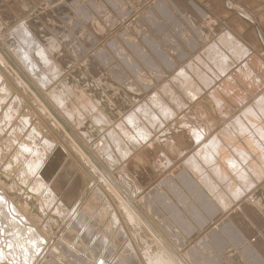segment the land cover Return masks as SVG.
Returning <instances> with one entry per match:
<instances>
[{
	"label": "rangeland",
	"instance_id": "rangeland-1",
	"mask_svg": "<svg viewBox=\"0 0 264 264\" xmlns=\"http://www.w3.org/2000/svg\"><path fill=\"white\" fill-rule=\"evenodd\" d=\"M80 1L91 2L94 0ZM167 2L168 5H164L163 1L161 3H154V0H139L138 10H135L132 18H122L120 20L119 25L121 24L123 26L120 28L119 33L117 32V37H108L107 44L104 42L101 43L99 39L98 41H92L89 49H87L90 52L89 57L77 58L72 61L73 65L69 60L68 65H66V63L60 64L62 68H58L55 65V57L47 54L48 52H46L45 48L41 46V43L39 44L34 37H32V39H34L35 44L41 48L40 52L49 55L48 60L45 59L42 62L37 56L35 58L32 56L29 57L28 54L32 51L35 53L37 52V47L27 42L30 44L29 46L22 41L21 37H16L17 30L12 34V32H9L10 27L0 29V92L2 91L0 93V196L23 207V210L20 211L26 215L29 214L34 226L43 229L46 225L48 229H51L46 236V239L50 241L45 251H43L44 253L42 252L43 254L40 250L39 254L37 253L31 257V261H28L30 257L27 260L26 256L19 258L16 256L17 254L14 255L16 256L14 258L12 255L13 252L7 249L8 247L6 246L9 238V232L6 231V227L8 225V220L10 222L12 219L5 217L6 213H8L6 216L10 217L9 212L4 206H0V213L3 215L0 214V227L3 228H0V264H19L20 261V264H36L40 256L44 259L51 258L53 255L51 253L52 245H61L59 242H63L64 235L68 231L67 226L70 222L69 218L63 219L56 217L58 211H65L68 208L73 209V211L79 210L80 212L84 209L88 210L91 205L89 202L92 198L91 194L93 195L96 189H99V191L104 194L109 205V210L103 209L99 202L93 206L92 210L85 212L84 217L87 220V215L90 214V211H94V216L96 214H98V216L104 215L103 227L105 226L107 228V232L105 235V233L101 231L98 233L97 237L104 234L101 245L104 246L108 241V245L111 244L110 248H115H112L113 250L110 249L109 254V251L103 252L101 255L102 258H104L108 264H115L120 257L124 256L125 252H128L126 246L128 242H131L136 263L144 264L142 259L143 251L149 247L152 252L155 246L151 237L146 233L147 231L145 228L144 230L146 232L141 230L145 233L144 235L149 237V244H147L146 247H138L135 240L132 239V233H134L135 230L131 229L130 231V227L127 223L130 222L134 224L136 219H133L127 214L129 219L127 223H125L126 220L124 217L126 214L121 212L124 207L128 210L131 208L127 201L128 199L126 200L127 195L134 197L135 202H139L138 200L143 197L144 204L147 205V199H151L153 195L190 194V191L181 182L182 178H180L183 174L184 177H191L184 165L189 159H194L195 164H199V159H203L204 154H202V152L204 150H202V152L198 151V147L202 148L209 140L213 141V139H216L218 142L214 145L219 146V151H221V147L223 148L217 163L225 173L224 160L226 158H236L237 156L230 148L233 147V145L234 148L244 150L246 156L252 157L253 160L251 157L250 159L253 161V166L262 163L259 157H264V152L260 151H264V149H261V147L264 148V141L260 140L256 134H251L248 129L243 128L240 123L245 121V124L249 125V122L253 123L255 121L253 124L257 127L256 129L259 128L257 126L259 123L260 128L264 130V120L256 121L251 119L248 115L243 116V113L248 108H253L256 111H264V46L260 44L262 46L261 50L259 46H257L260 37H245V34L253 33L255 35L257 33V26L254 25L250 27L244 25L243 33L235 37L248 50V57L246 60L235 62L236 64L233 65V69L231 68L229 70L228 75L216 81L215 86L211 89L214 93L217 90L219 91L217 96L224 101L222 111L217 110L216 106L211 102L208 96L211 90L206 89L204 95L201 94L198 96L199 98L197 97L198 99L194 98V100H191L188 99V95L180 94L181 92L177 85L168 84L170 89L172 88V92H176L174 93L175 96L178 95V99L183 101V108L181 111L176 110L178 107L169 103V98L167 99L168 96L166 97L161 94L160 99H162L173 111L175 109L174 113L178 115V119L173 123L164 122V124L160 125L159 129L155 128L156 130L152 129V131L150 130L151 128L148 127L149 123L146 121L144 126L150 128L149 130L152 133L151 136H148L149 138L147 137L146 139L140 135V132L136 131L135 133L133 128H124L125 124L127 125V115L138 109V106L143 104V102H147V98L151 96L153 92L158 93V91L175 76L174 73L177 70L185 68L188 64L202 70L203 67H200L202 65L198 64L196 57H199L205 65H210L212 58L210 59L204 56V53L211 43L218 44V39L225 31H233L235 24L233 26L232 22L237 21L241 26L243 25V23L239 21L235 8L231 10L228 9L225 0H167ZM179 9L181 10L179 11ZM178 12L180 14L187 12L195 21V25L193 24L191 26L188 21H184L185 19L181 17V21L187 23L186 31L190 34L189 39L192 40L186 45L187 50L176 48L178 44L174 37L177 36L176 29L178 26L175 25V23H178V17L181 16ZM200 13L205 17L213 14L216 18H211L216 19L219 26L216 28L208 26L206 24V18H203ZM176 14H178V17ZM131 19L135 20L132 23L134 25L132 26L134 33L136 35L141 34L142 37H131L127 33L129 24L132 22ZM148 28L151 30L147 31L146 29ZM168 28H170L171 31ZM136 29H141V31L137 32ZM149 33L152 35L154 33V36L169 33L170 38L166 37V42L175 49H172V51L176 52V54L180 53V57L175 58L172 56L175 66L170 67V70H172L170 74H166L164 81L154 85V87L151 85V88L149 87L144 90L141 87L143 83L140 81V77L143 74H139V81L134 80V83H138L140 86L138 89L135 88L140 93L134 95L128 92L130 87H135L130 79H127V82L120 81L118 83L122 84L120 87H118L116 83H114L115 85L113 84L117 79V74L114 73L117 68L114 66L116 63V55L118 60L121 61L124 60V57H127L128 51H141L142 46H146L143 37L147 36ZM13 37H15L16 40L12 39ZM121 37L124 40L119 43ZM206 37H208V39ZM134 38H138V42L132 43L131 40H135ZM42 41L48 42V37ZM12 49L15 50V53L27 54L25 59H20L23 64L19 61V58H17ZM154 54L156 58H160V54H163V51L159 49L156 50ZM100 60H102V62ZM54 66H56L59 73L54 69ZM142 66L147 68L145 64H142ZM147 69L150 70L149 68ZM166 69L167 66L165 67V70ZM196 72V68L187 71L190 79L192 78L196 85H201L195 78ZM248 73L251 75L250 81L245 78ZM194 82H192V84H194ZM111 86L113 88H111ZM69 87H75L77 92H71L72 94L69 93ZM232 90H234L235 93L230 94ZM246 91H249L254 97L248 95ZM56 92L66 96L64 104H56L50 99V96ZM79 92L84 95L83 98L87 101H81L84 106L80 104V101L78 103L76 102L78 101L77 97H81ZM70 94L71 97L68 98ZM224 94H226V96H224ZM86 104L90 105L92 110L88 114H82L81 108H84ZM94 109L95 111H93ZM221 113H224V116L221 115ZM74 114L77 115L76 118ZM4 116L6 118H4ZM20 119H28L29 125L23 132L22 130L14 132L12 129L15 124L18 126ZM121 123H123V130L121 129ZM194 127L201 128L209 134L207 135L205 143H199L197 145L193 142L191 143L189 138L191 134L190 129ZM33 128L37 130V132H40L42 137L40 138L39 136L40 139H37L38 141L35 145H33L28 138L30 133H27L31 132ZM128 129L129 132L127 131ZM195 130L197 131V129ZM112 132L113 136H111ZM140 137L141 140L138 139ZM128 138L131 140H128ZM27 139L32 145V148H36V151L43 155L42 162L39 163L38 167H35V170H29L27 165L30 164L35 166L33 162L36 161V158L30 155L32 153L25 154L20 147L23 146L22 144L29 145ZM45 141L53 143L54 146L45 147ZM149 144H151V146H148ZM103 145L104 148L106 146H108V148H113L115 145L117 148L124 150L125 154H127L124 160L125 162L118 161L113 167V170H111L112 168L108 165L103 151L97 153L95 150V147H97V149L102 148L103 150ZM255 150L256 152L258 150L256 154ZM179 153L181 155H179ZM116 155L118 156L117 153ZM53 160L57 163L56 165H52ZM256 160L259 162L257 163ZM67 165L70 166L68 168L69 172L65 173V167ZM185 166L188 168L187 165ZM190 168L193 174L190 173L194 175V177L213 192L215 191L209 179L207 180L209 183H207L194 172L191 166ZM201 169L206 176L208 174L212 178L213 182H218L217 178H219L220 175L214 179L210 169H206V166H201ZM44 171H48L49 175H45ZM75 176L83 178L77 195H73L75 192L74 189L77 188L73 186L76 178L74 181L72 180L70 182H63L62 180L64 177L74 178ZM230 179L228 180L230 181ZM60 180L62 181L60 182ZM104 181L117 193L119 198L115 197L111 191L105 189V186H108ZM192 181L196 183V180L193 178ZM232 182L233 179H231L229 183L231 184ZM217 185L220 191H223L224 185L220 182L217 183ZM262 185H264V182L257 190ZM197 187L206 195L198 184ZM84 190L86 191L82 195ZM72 196L75 197L72 198ZM113 198H116L117 201L115 202ZM122 198H124V201ZM246 199H249V197H246ZM77 204H79V208L76 206ZM230 204L233 205L234 203L231 202ZM151 205V208L155 209V211L160 210L159 207L155 206L158 205L157 203H155L154 207L152 203ZM138 207L142 210L143 218L153 223L152 225H154L158 231L163 229L159 225V222L157 223L153 219L150 213L147 214L145 212L146 207H143V210L140 203ZM103 210H105L106 213L109 212L112 214L111 219L104 214ZM41 211H44V214H40L39 212ZM114 211L119 220L115 216ZM36 214L39 219H35L37 224L34 220ZM123 215L125 216L123 217ZM156 215L159 216L160 213ZM89 219L91 220V218ZM56 222H58V224L53 226ZM109 224L110 226L118 225L115 227H121V229L123 227L128 237L126 236L125 239H121V237L117 235L119 230L113 229ZM2 236L4 237L3 239ZM4 239L7 241L4 242ZM2 241L4 243H2ZM68 245L70 246L71 244L67 243V246ZM3 246L5 247L4 250H2L4 248ZM9 254L10 258L12 257L14 261L10 258V260L6 258V255ZM82 255L93 262L95 260L87 254ZM5 258L7 260L4 262L2 259ZM18 258L20 260H18ZM2 261L3 263H1ZM150 262L151 259H149V263Z\"/></svg>",
	"mask_w": 264,
	"mask_h": 264
},
{
	"label": "crops",
	"instance_id": "crops-1",
	"mask_svg": "<svg viewBox=\"0 0 264 264\" xmlns=\"http://www.w3.org/2000/svg\"><path fill=\"white\" fill-rule=\"evenodd\" d=\"M162 1L164 5H168L167 0H154V3H161ZM138 3L139 0H94L91 2L80 0H0V29L10 27L9 32L13 34L16 29L23 27L29 32L30 37H34L39 44L41 43L40 45L48 52L47 54L55 57V65L58 68H62L60 64L66 63L68 65L69 60L72 63L77 58L89 57L90 52L87 49H89L92 41H98L99 39L101 43L104 42L107 44L108 37H117V32L119 33L120 28L123 26L121 24L119 25L120 20L122 18H132L135 10H138ZM225 4L230 10L235 8L239 21L243 25L241 26L237 21L232 22L233 26L235 24L233 31H225L221 36L230 33L235 38L237 35L243 33L244 25H248L249 27L252 25L257 26V33L255 35L253 33L245 34V37H260L257 46L261 50V45L264 46V0H225ZM200 14L203 18L205 17L202 13ZM180 15L178 17V14H176L179 20L177 24L175 23L178 27L176 29L177 36L174 38L178 44L176 48L187 50L186 45L190 43L191 39H189L190 34L186 31L187 23L182 22L181 17L185 19L184 21H188L191 26L195 21L187 12ZM209 16L205 17L206 24L214 28L219 26L216 19H212L215 16L213 14ZM134 21L132 20L129 24L127 33L131 37H142L141 34L136 35L134 33L132 27L134 26L132 24ZM168 29L171 31L170 28ZM146 30L149 31L151 29L148 28ZM136 31L140 32L141 29H136ZM47 37L48 42L42 41ZM166 37L170 38V34L163 33L154 36V33L153 35L149 33L143 37L146 46L144 47L143 45L141 51H128L127 57H124V60L121 61L118 60L116 55V63L114 66L117 68L114 73L117 74V79L113 84H118L120 81L127 82V79H130L135 87H130L128 92L138 95L140 92L135 88L138 89L140 86L138 83H134V80L139 81V74H143L140 77V81L143 83H141V87L144 90L149 87L151 88V85L154 87V85L162 83L166 74H170L172 71L170 67L175 66L172 60L174 59L173 57H180V53L176 54V52L172 51V49H175L166 42ZM206 38L208 39V37ZM134 39L131 40L132 43L138 42L139 40L138 38ZM122 40L124 39L121 37L119 43ZM236 41L240 43L237 39ZM159 49L163 51V54H160V58H156L154 52ZM244 49L248 51L246 48ZM100 61L102 62V60ZM142 64H145L150 70L142 66ZM56 66H54V69L59 73ZM166 66L167 69L165 70ZM252 75L254 76L253 73ZM245 78L250 81V73ZM120 85L122 84H118V87ZM111 88L113 87L111 86ZM212 88L213 86L207 89L211 90ZM204 91H206V88L203 89L202 95L205 94ZM246 92H248V95H252L249 91ZM233 93H235L234 90L230 92V94ZM217 94H219L218 90L215 93L214 91L209 93L213 98H216V102L212 101L213 105L216 106L219 103L224 107V101L219 99ZM251 97H254V95ZM216 109L219 110L217 106ZM222 115L224 116V114ZM200 148L198 147V151L202 152L204 150L206 152L204 147ZM220 150L218 151L219 154L215 153V157L210 155V152L206 154L203 151V159H199V161L201 164H207L206 169H210L214 179L220 175L217 178V183L220 182L224 185L223 191H220L217 183L213 182L212 178L207 174L209 182L215 188L213 192L194 177L184 165L190 176L196 180L195 183L189 176L184 177V174L180 176L182 178L181 182L190 191V194L153 195L151 199H147V205L144 204L143 197L138 200L139 202H135L134 197L127 195L126 200L128 199L127 201L131 208L128 210L124 207L125 209L123 208L121 212L126 214V216L123 215V217L125 216V223L129 219L128 215L130 217L133 215L134 219H136L134 224L127 223L130 231L131 229L135 230L132 233V239L135 240L138 247H146L149 244V237L144 235V232L147 231L146 233L151 237L155 246L152 252L149 247L143 251L142 259L144 264H150V258H157V264H264V185L257 190L262 182H264V178L259 182H246L243 180V177L240 178L235 173H232L236 171V166L234 165L233 169H230L226 163L227 158L224 160L225 173L217 163V159L221 156L222 148ZM230 178L233 179L231 184L229 183L231 181ZM197 184L206 195L199 190ZM250 195L252 196V202L246 200V197ZM113 199L115 202L117 201L116 198ZM122 200L124 201V198ZM231 202L234 204L231 205ZM139 203L142 208L146 207L145 212L147 214L150 213L153 219L157 223L159 222V225L163 228L162 230L158 231L152 225L153 223L143 218L142 210L138 207ZM151 203L153 207L157 203L158 205L155 206L159 207L160 210L155 211V209L151 208ZM79 213L80 211H77L75 215L68 217L70 218V222L67 226L68 231L63 238L64 243L59 242L61 245H52V247H56L59 254L56 256L53 254L51 258L46 259L40 257L36 264H40L42 260L41 264H97V260L104 259L101 256L103 252L109 251L108 254L110 253L111 244L108 245V241L104 246H97V244L94 248L93 242L91 241L92 238L90 239V236H88V226L89 224L92 225L93 222L96 225H93L92 229L98 226L94 230L93 237L97 236L101 231L105 235L107 232V228L105 226L103 227L104 215L98 216L96 214L94 216V211H90V214L87 215L88 219L85 223L87 225L76 229L79 230L78 232L75 231L74 242L66 240L65 237ZM159 213V216L156 215ZM106 216L111 219L112 214L108 212ZM115 216L118 218L116 213ZM56 217L61 218L62 216L57 215ZM89 218H94V220L91 219L90 221ZM35 219L39 220L37 214L34 216ZM35 223L37 224L36 220ZM57 224L58 222L54 223L53 226ZM118 225L111 226L113 229L119 230L117 235L121 239H125L128 235L123 230V227L122 229L121 227H115ZM50 230L45 225L41 229V232L47 235ZM103 235L101 234L100 236L103 237ZM81 238L85 240L84 245L82 244L83 247L75 248L76 241ZM67 243L71 244V246H67ZM97 247L100 248L98 255L92 252ZM126 248L128 252H125L124 256L120 257L116 264H138L135 261L136 258L131 242L127 243ZM82 254H87L89 257H92L91 255L93 254L92 258L95 259L94 262Z\"/></svg>",
	"mask_w": 264,
	"mask_h": 264
},
{
	"label": "bare ground",
	"instance_id": "bare-ground-1",
	"mask_svg": "<svg viewBox=\"0 0 264 264\" xmlns=\"http://www.w3.org/2000/svg\"><path fill=\"white\" fill-rule=\"evenodd\" d=\"M21 26V25H20ZM17 30V33H16V37H21L22 41L27 43L29 42L30 44H33L35 47H37V52H33L32 49H31V53L28 54V56H32L33 58H35L36 56L39 58L40 61H44L45 59L48 60L49 57L47 54H43L40 52V47L35 44V40L32 39V37H30V34L28 31H26L23 27H20ZM12 39L16 40L15 37H13ZM217 42V41H216ZM27 43L29 46L30 44ZM23 49L24 47L21 46ZM245 47H243L240 43H238L236 41V39L234 38V36L230 33H227V34H224L223 36H221L219 39H218V44H212L209 45V47L207 48L206 52L204 53V56L208 57V58H212V62L210 65H205L203 61H201V59H199V57L197 58L196 57V61L198 62V64H201L202 66L200 67H203V69L199 70L196 66L195 67H192L191 64H188L185 68H182L180 69L177 74L175 75V77H173L168 83H166L160 91L155 92L154 94H152L147 102H143V104L139 105L138 106V109H136L134 112L130 113L129 115H127L126 117V123L127 125L125 124L124 128L127 129L126 127L128 128H133L135 130V133L136 131L140 132L145 139L148 137V136H151V131L152 129H159L160 128V125L161 124H164L165 123H173L175 122L177 119H178V115L174 113V111L168 107L167 104L164 103V101L162 99H160L161 97V94L164 95V96H168L167 99L169 98V103L170 104H173L175 107H178L176 108V110L178 111H181V109L183 108V101L181 99H178L179 97L175 96L174 93L176 92H172V88L170 89V86L168 84H171V85H174L178 87V89L180 90V94H185L186 96L188 95L189 98L188 99H193L194 98H197L199 95L202 94V91L204 88H211L212 86H215V82L218 81L221 77H225L226 75H228V71L233 67L234 64H236L235 62H240V61H243L246 57H247V51L244 49ZM39 49V50H38ZM51 49V47H50ZM13 52L15 53V50L12 49ZM26 50V49H24ZM27 51V50H26ZM24 51V52H26ZM17 58H19V61H21L20 59L21 58H26L27 54H19V53H15ZM34 54V55H32ZM32 61V60H31ZM22 62V61H21ZM34 62V61H33ZM4 63V62H3ZM23 64V62H22ZM6 65V64H5ZM199 66V65H198ZM210 66V67H209ZM4 67V66H3ZM192 67V68H191ZM238 67V66H237ZM196 68L197 72L195 74V78L196 80L201 84V85H196L195 82L193 81V79L191 78L190 79V76L189 74L187 73V71H191L192 69ZM233 69V68H232ZM1 74V73H0ZM3 76V75H2ZM251 76V75H250ZM249 77V76H247ZM230 78V77H229ZM232 78V77H231ZM16 81V80H15ZM257 81V80H256ZM20 82V81H19ZM192 82H194V84H192ZM5 83V82H4ZM21 84V83H20ZM187 86H186V85ZM173 86V87H174ZM2 87V86H1ZM76 87V86H75ZM71 88L70 87V90H68L69 93H74V92H77L76 88ZM4 88V87H3ZM177 89V88H176ZM184 89V90H183ZM6 91V90H5ZM174 91V90H173ZM212 91V90H211ZM2 92V91H1ZM0 92V93H1ZM160 92V94H159ZM71 93V94H72ZM6 94V92H5ZM71 94L69 97H71ZM79 94L81 95V97H77L78 98V101H76L77 103L80 101H86L84 100L83 98V94L79 92ZM174 94V95H173ZM180 95V96H182ZM185 96V97H186ZM210 97V100L211 102L212 101H215L216 98H213L212 95H208ZM163 97V96H162ZM184 97V96H182ZM2 98V97H1ZM199 98V97H198ZM197 98V99H198ZM50 99L56 103V104H64V100L66 99V96L65 95H62V94H58L57 92L54 93L52 96H50ZM185 99V98H184ZM3 100V99H2ZM77 100V99H76ZM190 100V101H191ZM219 101V100H218ZM3 102V101H2ZM5 102V101H4ZM87 102V101H86ZM192 102V101H191ZM216 102V101H215ZM92 103V102H91ZM82 104V102L80 103ZM90 104V103H89ZM185 104V103H184ZM2 105V104H1ZM84 106V104H82ZM182 105V106H181ZM263 105V103H262ZM171 106V105H170ZM173 106V107H174ZM217 108L220 110L223 108V106L221 104H216ZM137 107V106H136ZM185 107V106H184ZM2 108V107H1ZM259 108V107H258ZM10 109V108H9ZM8 109V110H9ZM82 109V114H88L92 108L90 107V105L86 104V106L84 108H81ZM134 110V109H133ZM43 111V110H42ZM95 111V109L93 110ZM40 112V111H39ZM131 112V111H130ZM8 113V112H7ZM12 113V111H11ZM10 113V114H11ZM178 113V112H177ZM224 114V113H221V115ZM187 115V114H186ZM226 115V114H225ZM248 115L251 119L253 120H256V121H260V120H264V111L262 112L261 110L259 111H256L255 109L253 108H248L244 113H243V116H246ZM9 116V115H8ZM75 118L77 117L76 114H74ZM68 117V116H66ZM183 117V116H182ZM186 117V116H185ZM188 117V116H187ZM241 117V116H240ZM4 118H6L4 116ZM10 118V117H8ZM16 118V117H15ZM74 118V119H75ZM180 119V118H179ZM244 119V118H243ZM247 119V118H245ZM9 120V119H8ZM12 120V119H11ZM73 120V119H71ZM198 120V118H197ZM240 120V119H239ZM3 121H6V120H3ZM2 121V122H3ZM143 121V122H142ZM146 121L149 123L148 124V127L144 126V123H146ZM249 121V120H248ZM252 121V120H251ZM255 122V121H254ZM253 122V123H254ZM11 123V122H10ZM242 124V127L245 128V129H248V131L252 134H256V136L258 138H260V140H263L264 141V130L260 128L259 126V123H258V129H256L257 127L252 123V122H249V125H246L245 124V121L243 122H240ZM121 127L123 126V123H121ZM235 124V123H234ZM256 124V123H255ZM11 125V124H10ZM14 125V124H13ZM29 125V120L28 119H23L21 120L20 119V122L17 126V124H15V126L13 127V131L14 132H17V131H20L22 130V132L25 130V128ZM262 125V124H261ZM165 126V125H164ZM182 126V125H181ZM195 126V125H194ZM236 126V124H235ZM263 126V125H262ZM8 127V126H6ZM120 127V126H119ZM164 128V127H163ZM115 129V128H114ZM123 130V127L121 128ZM151 131H150V130ZM184 129V128H183ZM182 129V130H183ZM197 129V131L195 130ZM201 128H196L194 127L193 129H190V140H191V143L193 142L195 145L199 144V143H205V140L207 138V135H209L207 132H205L204 130H200ZM244 129V130H245ZM31 130V129H30ZM156 130V129H155ZM243 130V129H242ZM11 131V130H10ZM29 131V130H28ZM129 132V129L127 130ZM1 132V131H0ZM8 132V131H7ZM13 132V133H14ZM227 132V131H226ZM235 132V131H234ZM244 132V131H243ZM242 132V133H243ZM246 132V131H245ZM27 133H30L28 138L29 140L31 141V143H33V145H35L37 143V139H40L42 138L41 137V133L40 132H37V130H35L34 128L31 130V132H27ZM229 133V132H227ZM124 134V133H123ZM131 134V133H130ZM17 135V133H16ZM15 135V137H16ZM238 135V134H237ZM247 135V134H246ZM20 136V135H18ZM26 136V138H27ZM40 136V138H39ZM105 136V135H104ZM111 136H113V132L111 133ZM115 136V135H114ZM223 136V135H222ZM239 136V135H238ZM118 137V136H117ZM128 137V136H127ZM232 137V136H231ZM235 137V136H234ZM241 137V136H240ZM248 137V136H246ZM115 138V137H113ZM132 139H134L133 137H131ZM149 138V137H148ZM225 138V137H224ZM233 138V137H232ZM141 140V137L138 138ZM218 139V138H217ZM250 139V138H249ZM28 140V139H27ZM29 140H28V143H29ZM128 140H131L128 138ZM259 140V142H260ZM43 141V140H42ZM107 141V140H106ZM118 141V140H117ZM139 141V140H138ZM145 141V140H144ZM155 141V140H154ZM249 141V140H248ZM262 141V142H263ZM40 142V141H39ZM46 142V143H45ZM43 143H45V147L48 146V147H53L54 144L51 143V142H48V141H45ZM120 142V141H119ZM137 142V141H136ZM146 142V141H145ZM144 142V143H145ZM220 142V141H219ZM257 142V141H256ZM255 142V143H256ZM258 142V143H259ZM261 142V143H262ZM107 143V142H106ZM109 143V141H108ZM155 143V142H154ZM173 143V142H172ZM218 142L216 141V139H213L212 140H209V142H207V144L205 146H202L205 148L206 150V154L208 152H210V155H212L213 157H215V154L214 153H217L219 154V146L217 145H214V144H217ZM232 143V142H231ZM114 144V143H113ZM121 144V143H120ZM139 144V143H138ZM153 144V143H152ZM23 146H20L23 150V152L25 154L27 153H32L30 154L31 156H33V158H36L33 162L34 165H30L28 164L27 165V168L30 170H35V167H38L39 163L42 162L41 160L43 159V155L40 154L38 151H36V148H32V145L29 143V145H25V144H22ZM41 145V144H40ZM108 145V144H107ZM122 145V144H121ZM142 145V143H141ZM140 145V146H141ZM230 145V144H229ZM251 145V144H250ZM102 146V145H101ZM109 146V145H108ZM108 146H106L104 148V145H103V150L102 148H99L97 149V147H95L94 149L97 151V153H101V151H103V155L105 156V159L106 161H108V165L112 168H110L111 170H113V167L117 164L118 161H123L125 162L124 160L126 159V156L127 154H125L124 150L120 149V148H117L115 145L113 148H108ZM111 146V145H110ZM148 146H151V144H149ZM243 146V145H242ZM259 146V145H258ZM35 147V146H34ZM44 147V148H45ZM253 147V146H251ZM250 147V148H251ZM261 147V145H260ZM222 148V147H221ZM220 148V149H221ZM233 151V153L236 156V158H227L226 160V163L227 165L229 166L230 169H233V166L235 165L236 166V171L235 172H232V173H235L236 175H238V177L242 178L243 177V180H245L246 182L248 183H251V182H259L260 180H262L264 178V157H259L261 159L260 162H262L261 164H257V165H254L253 166V159L251 157H248L246 156L245 154V151L242 150V149H238V148H234V145L233 147H230ZM255 148V147H254ZM252 148V149H254ZM201 149V148H200ZM223 149V148H222ZM261 149H264L261 147ZM1 151V150H0ZM26 151V152H25ZM100 151V152H99ZM261 152H264L263 150H260ZM115 152V153H114ZM258 152V150H257ZM256 150H255V154L257 153ZM116 153L118 154V156L116 155ZM198 153V152H197ZM81 154V153H80ZM196 154V153H195ZM209 154V153H208ZM253 154V153H252ZM259 154V153H258ZM179 155H181L179 153ZM255 156V155H254ZM218 158V157H217ZM259 159V160H260ZM27 160V159H26ZM86 160V159H85ZM167 160V159H166ZM193 160V161H192ZM201 160V158H200ZM218 160V159H217ZM213 161V160H212ZM257 163L259 162L258 160H256ZM32 162V161H31ZM52 165H56L57 163L53 160L52 161ZM200 162V161H199ZM169 163V162H168ZM188 166V171L192 173L191 171V168L190 166L192 167V169L194 170L195 173H197L203 180H205L207 182L208 180V177L204 174V172H202L203 170L201 169V166H206L205 164H195L194 162V159H189L186 161V164ZM190 165V166H189ZM68 166V167H67ZM65 168V173L69 172L68 171V168L70 167L69 165H67ZM119 166V165H118ZM121 166V165H120ZM249 166V167H248ZM220 167V166H219ZM226 167V166H225ZM246 168V169H245ZM51 171V170H49ZM223 171V170H222ZM35 172V171H34ZM43 173V172H42ZM44 174L45 175H49V172L48 171H44ZM193 174V173H192ZM42 175V174H41ZM223 175V174H222ZM72 176V175H71ZM194 176V175H193ZM101 177V176H100ZM76 178V179H75ZM102 178V177H101ZM234 178V177H233ZM75 179V181H74ZM63 182H70V181H74V184L73 186L77 187L74 189V193L73 195H77L78 194V190L80 189L79 187L81 186L82 184V180L83 178L82 177H79V176H75L74 178L73 177H64L62 178ZM60 180V182L62 181ZM105 180V179H103ZM237 181V180H236ZM239 181V180H238ZM125 182V181H124ZM102 183V182H101ZM100 183V184H101ZM104 183L108 186L106 187L105 185V189H107L108 191H111V193L115 196V197H118L117 193L111 188L109 187V185L107 184V182L104 181ZM126 183V182H125ZM209 183V182H207ZM263 183V182H262ZM239 184V183H238ZM248 185V184H247ZM246 185V186H247ZM91 186V184H90ZM241 188V186H239ZM83 190V189H82ZM87 190V189H86ZM82 192V195L85 193V191ZM250 190V189H249ZM42 191V189H41ZM71 192V191H69ZM250 193V192H249ZM248 193V194H249ZM142 194V193H141ZM3 196V195H2ZM70 196V195H69ZM81 196V195H80ZM92 198L90 199V207L88 208V210L84 209L83 211L81 210V212L79 213L78 217L74 219V223H72L70 229H69V232L67 233V236L65 237L67 241H73L74 240L72 238H74V235H75V231L78 232V230H76L77 228H81L82 226H86L87 224L86 223V218L84 217V213L85 212H88L89 210H92L93 209V206H95L96 203H101V206L103 209L105 210H109V205H108V202L107 200L105 199V196L102 192L99 191V189H96L95 190V193H93V195L91 194ZM75 196H72V198H74ZM221 197V196H220ZM249 199H246L247 201H251L252 202V196H248ZM119 198V197H118ZM250 202V203H251ZM55 203V202H53ZM252 204V203H251ZM79 204H77L76 206L78 207ZM255 205V204H254ZM0 206H4L7 211L9 212V216H6V213L4 208V212L6 213L5 214V217L7 218H11L12 221L9 222L8 220V225H7V229L6 231L9 232V238H8V241L6 243V246L8 247L7 249H10L11 252H13V256L15 254H17L16 256L17 257H24L26 256V259L29 260L28 261H31V257L35 254H39L40 250H41V253L43 251H45L46 247H47V244H49V241L48 239H46V236L43 232H41V229L40 227H36L34 226L32 220L30 219L29 217V214H24L22 213V211L20 210H23V207H20L19 205L15 204L14 202H11V200L9 201L7 198H2L0 196ZM75 206V208L77 209V207ZM74 208V209H75ZM79 208V207H78ZM104 211V213H106V211ZM73 209L71 208H68L66 209L65 211H58V215L59 216H62L61 218L63 219H68V217L70 216H73L76 214L77 211L79 210H75L73 211ZM2 212V211H1ZM44 211H41L39 212L40 214H43ZM54 212V211H53ZM130 213V212H129ZM1 214V213H0ZM107 214V213H106ZM131 214V213H130ZM2 215V214H1ZM0 215V216H1ZM3 216V215H2ZM132 218L134 219V216L131 215ZM72 218V217H71ZM4 221H5V218L3 217ZM70 219V218H69ZM94 220V218H91ZM73 220V219H72ZM138 220V219H137ZM64 221V220H63ZM91 221V220H90ZM97 222V220H95ZM112 221V220H111ZM3 224V223H2ZM1 224V225H2ZM4 225L6 226L5 222H4ZM93 225H96L95 222H93L92 225L89 224L88 226V231H89V235L90 236L89 238L91 239L92 238V242H93V245H94V248L96 247L95 245L97 246H102L101 245V240H102V237L101 236H95L93 237V233H94V230L95 228L97 229L98 226H95L94 229H92ZM3 226V225H2ZM3 226V227H5ZM1 228V227H0ZM3 229V228H1ZM86 230V228H85ZM102 230V229H101ZM5 231V230H3ZM2 232V231H1ZM86 232V231H85ZM3 233V232H2ZM5 234V233H4ZM8 234V233H7ZM71 234H74V235H71ZM4 237L2 236V239ZM6 238V237H5ZM83 238V237H82ZM82 238L80 240H77L76 243H75V248H82V244L84 245V241L85 240H82ZM88 238V240H90ZM1 239V238H0ZM4 242L5 239L3 240ZM2 241V243H4ZM71 246V245H70ZM4 247V246H3ZM45 247V248H44ZM2 248V247H1ZM103 248V247H102ZM114 249L115 247H111V249ZM5 247L2 249L4 250ZM99 249L100 248H96L94 249V254L98 255L99 254ZM112 249V250H113ZM14 250H15V253H14ZM4 252V251H3ZM7 252V251H6ZM9 253V251H8ZM44 253V252H43ZM42 253V254H43ZM51 253L54 254V256L58 255L59 252L58 250L56 249L55 246H53L51 248ZM2 254V253H1ZM11 254V253H10ZM10 254L9 255H6L7 257L6 258H10ZM3 255V254H2ZM14 256V258L16 257ZM39 256V255H38ZM93 257V254L91 255ZM95 256V255H94ZM2 257V256H1ZM41 257V256H40ZM95 257H98V256H95ZM2 259L4 260V262L7 260V259ZM18 258V260H20ZM36 258V257H35ZM34 258V260H35ZM12 259V257L10 258ZM9 259V260H10ZM151 259V258H150ZM1 260V259H0ZM12 261H14L12 259ZM26 261V260H25ZM27 261V262H28ZM11 262V261H9ZM19 262V261H18ZM21 262V261H20ZM19 262V264H20ZM24 262V261H23ZM3 263V261L1 262ZM42 263V262H41ZM97 264H108L106 262L105 259H99L97 260L96 262ZM158 261H157V258L155 259H151V262L150 264H157ZM116 264V263H115Z\"/></svg>",
	"mask_w": 264,
	"mask_h": 264
}]
</instances>
